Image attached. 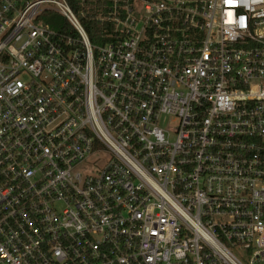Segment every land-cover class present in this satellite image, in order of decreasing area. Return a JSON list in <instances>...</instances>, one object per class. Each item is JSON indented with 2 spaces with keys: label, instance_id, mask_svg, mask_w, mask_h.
Segmentation results:
<instances>
[{
  "label": "built area",
  "instance_id": "2783aa9c",
  "mask_svg": "<svg viewBox=\"0 0 264 264\" xmlns=\"http://www.w3.org/2000/svg\"><path fill=\"white\" fill-rule=\"evenodd\" d=\"M0 264H264V0H0Z\"/></svg>",
  "mask_w": 264,
  "mask_h": 264
},
{
  "label": "trees",
  "instance_id": "16d2710c",
  "mask_svg": "<svg viewBox=\"0 0 264 264\" xmlns=\"http://www.w3.org/2000/svg\"><path fill=\"white\" fill-rule=\"evenodd\" d=\"M67 1L69 2L72 9L76 10L78 0H67ZM57 20L60 21L59 18L58 19L53 18V20H47V22H49L51 26H55ZM60 23H61V21H60ZM85 26H86L87 31L89 33L90 40L93 42L96 41L94 39V34H96V32L98 31L97 24H95L93 22H87L85 24Z\"/></svg>",
  "mask_w": 264,
  "mask_h": 264
}]
</instances>
